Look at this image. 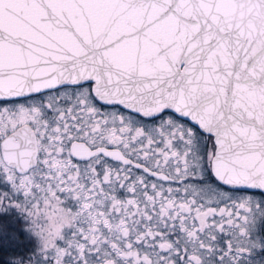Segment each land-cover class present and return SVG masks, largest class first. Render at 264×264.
<instances>
[{
	"label": "snow or ice",
	"instance_id": "obj_1",
	"mask_svg": "<svg viewBox=\"0 0 264 264\" xmlns=\"http://www.w3.org/2000/svg\"><path fill=\"white\" fill-rule=\"evenodd\" d=\"M0 179L9 264H252L264 0H0Z\"/></svg>",
	"mask_w": 264,
	"mask_h": 264
},
{
	"label": "rangeland",
	"instance_id": "obj_2",
	"mask_svg": "<svg viewBox=\"0 0 264 264\" xmlns=\"http://www.w3.org/2000/svg\"><path fill=\"white\" fill-rule=\"evenodd\" d=\"M0 189L8 185L0 179ZM27 221L16 209L0 212V261L9 264L10 257H28L37 248V238L27 231Z\"/></svg>",
	"mask_w": 264,
	"mask_h": 264
},
{
	"label": "flooded vegetation",
	"instance_id": "obj_3",
	"mask_svg": "<svg viewBox=\"0 0 264 264\" xmlns=\"http://www.w3.org/2000/svg\"><path fill=\"white\" fill-rule=\"evenodd\" d=\"M255 237L259 238L261 243L264 244V219L260 220L257 225ZM250 260L252 264H264V249L257 251Z\"/></svg>",
	"mask_w": 264,
	"mask_h": 264
}]
</instances>
